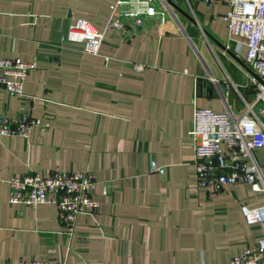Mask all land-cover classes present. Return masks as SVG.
Returning a JSON list of instances; mask_svg holds the SVG:
<instances>
[{
  "label": "crops",
  "instance_id": "obj_1",
  "mask_svg": "<svg viewBox=\"0 0 264 264\" xmlns=\"http://www.w3.org/2000/svg\"><path fill=\"white\" fill-rule=\"evenodd\" d=\"M160 1L163 21L121 30L105 26L114 0H0V58L35 65L21 98L0 87V115L47 123L0 134V264H228L262 233L239 207L264 191L198 186L188 136L194 104L235 113L252 100L243 40L227 35L222 2ZM79 19L103 33L99 55L59 44ZM251 156L264 184V148ZM58 169L95 175L97 209L76 216L70 239L53 205L7 202L10 177Z\"/></svg>",
  "mask_w": 264,
  "mask_h": 264
},
{
  "label": "built area",
  "instance_id": "obj_2",
  "mask_svg": "<svg viewBox=\"0 0 264 264\" xmlns=\"http://www.w3.org/2000/svg\"><path fill=\"white\" fill-rule=\"evenodd\" d=\"M210 6L222 2L227 6L219 19L225 23L229 37H239L245 45L244 61L250 74L248 82L253 98L239 112L214 111L192 106L188 136L194 158L195 183L214 192L225 186L246 184L252 192L264 191V184L251 156V150L264 148V0H201ZM160 0H114L109 6L114 17L106 27L124 29L141 24L145 18L163 21ZM103 33L84 19L68 25L59 37V44H78L80 51L99 55ZM108 57L103 56L105 63ZM34 61L0 58V87L8 94L21 98L23 81ZM141 69V65H133ZM34 126L46 127L39 117L22 113L14 117L0 115V134L26 138ZM150 169L163 172V167L150 163ZM95 175L89 170H52L47 173L14 175L7 180L9 204L31 209L39 204H51L56 210L61 232L68 238L76 236L78 214L92 216L98 203L90 197ZM247 225H262L255 242L230 256L228 264H264V203L254 207L240 205ZM19 264H50L48 260L25 259Z\"/></svg>",
  "mask_w": 264,
  "mask_h": 264
}]
</instances>
